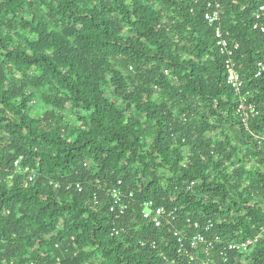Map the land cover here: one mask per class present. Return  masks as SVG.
<instances>
[{
    "label": "trees",
    "instance_id": "trees-1",
    "mask_svg": "<svg viewBox=\"0 0 264 264\" xmlns=\"http://www.w3.org/2000/svg\"><path fill=\"white\" fill-rule=\"evenodd\" d=\"M210 3L0 0V264H190L176 232L196 224L260 237L227 263L214 252L217 264H264L260 0H217L242 92L227 83ZM114 189L133 195L119 217ZM150 203L176 220L157 227Z\"/></svg>",
    "mask_w": 264,
    "mask_h": 264
},
{
    "label": "built area",
    "instance_id": "built-area-1",
    "mask_svg": "<svg viewBox=\"0 0 264 264\" xmlns=\"http://www.w3.org/2000/svg\"><path fill=\"white\" fill-rule=\"evenodd\" d=\"M197 2L203 0H196ZM215 5L209 4L210 12L206 13L205 20L210 26H217L215 31V40L220 53L225 57V67H226V78L227 83L231 86L236 92H242L245 89L244 79L239 71L238 63L235 61L236 53L240 49V45L237 40L233 38V35L230 32L225 31L221 27V20L224 16V8L221 4L217 3V0H211ZM254 22L252 25L253 31H259L264 34V0H260V5L258 10L254 15ZM264 77V62H259L255 69V78ZM250 95V94H248ZM247 95V96H248ZM247 98L245 97L240 105L239 112L243 117V122L246 124L249 120V114L246 113ZM248 109L251 114L255 113V107L249 105ZM21 160L15 163L16 174L25 173L21 168ZM13 178H11L12 180ZM35 176L31 175L29 180L30 182L34 181ZM71 188V186H69ZM77 188L82 190L80 185H77ZM113 198V206L111 211L118 215H124L129 206V201L133 198V195H129L127 198L125 194L120 189H114L110 192ZM145 218L154 217V223L157 227H162L163 223L171 224V221L176 220L174 212L168 213L164 207L153 208L152 203L145 205ZM214 225L209 224L206 227H203L200 224H196L195 228L198 231L193 236H188L187 234H182L176 232V237L178 238V243L180 244V252L185 251L189 254L190 264H217L212 258V254L215 252L221 258L224 259L225 263L228 262L229 253H239L245 254L251 248L256 246L260 237H256L246 243L235 242L232 240H224L221 236L213 235L208 236L212 233ZM116 236L120 235V232L114 230L113 232ZM189 249H193L196 252H191Z\"/></svg>",
    "mask_w": 264,
    "mask_h": 264
}]
</instances>
